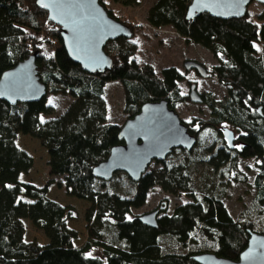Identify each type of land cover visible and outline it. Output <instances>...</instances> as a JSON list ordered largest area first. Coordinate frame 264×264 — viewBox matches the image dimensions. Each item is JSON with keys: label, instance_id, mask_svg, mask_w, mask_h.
<instances>
[{"label": "trees", "instance_id": "trees-1", "mask_svg": "<svg viewBox=\"0 0 264 264\" xmlns=\"http://www.w3.org/2000/svg\"><path fill=\"white\" fill-rule=\"evenodd\" d=\"M36 1L0 0V77L39 51L37 65L47 96H70L72 102L62 115L41 123L42 114L54 111L47 96L14 106L0 100V264H198L192 257L206 252L238 260L247 248L248 230H264L244 215L233 218L223 196L211 190L214 182L209 174H217L225 186L247 183L240 161L255 158V211L264 214V11L258 21L249 12L240 19L204 13L188 20L192 0H156L148 11V23L157 29L172 27L187 44L210 51L218 64L209 73L228 88V95L207 103L210 117L200 120L198 129L193 128L196 119L183 121L198 141L191 152L175 149L165 161L154 162L137 182L125 172L105 182L94 176L93 169L123 143L122 125L109 122L107 84H122L129 119L150 101L166 99L174 110L189 101L180 87L185 76L175 66L163 69L159 77L151 64L140 65L134 59V36L106 44L113 59L110 69L84 71L70 59L60 29ZM116 1L129 7L142 0ZM45 45H51L52 54L44 51ZM226 127L241 134L239 150H231L224 141ZM19 134L38 139L47 150L52 180L45 186L20 180L34 160L16 145ZM202 164L209 166L205 174L199 170ZM56 178L68 196L90 205L85 213L88 238L82 246L74 245L78 233L68 225L78 218L77 210L48 196ZM116 179L125 181L122 193L112 186ZM156 186L182 203L169 212L166 196L155 208L158 227L152 228L135 210L147 203ZM24 220L42 230L49 243L26 242ZM163 238L173 240L174 248L164 245Z\"/></svg>", "mask_w": 264, "mask_h": 264}, {"label": "water", "instance_id": "water-1", "mask_svg": "<svg viewBox=\"0 0 264 264\" xmlns=\"http://www.w3.org/2000/svg\"><path fill=\"white\" fill-rule=\"evenodd\" d=\"M52 3V0H43ZM103 0H56L52 7L39 8L48 13V21L60 29L67 53L72 61L79 64L88 73H103L113 65V59L105 51L109 41L119 38H132L133 29L126 23L110 15ZM252 2L264 7V0H239V14L236 0H192L187 11V19L191 20L204 13L223 20L240 19L247 15ZM220 13V14H218ZM39 51L27 59L6 70L0 77V100L14 106L18 103L42 101L48 93L46 84L41 81L37 58ZM184 68L196 70L202 78L208 75L206 66L196 60H187ZM191 86L189 94L193 103L202 104L203 98ZM224 137L230 148L234 147V131L223 129ZM119 140L123 143L112 148L107 160L93 169L95 177L110 181L118 172H125L137 182L157 161H165L175 150L191 152L197 144L176 110L170 108L166 99L150 101L141 107L139 113L129 118L122 125ZM159 211L140 215V221L152 228L158 227ZM247 248L238 260L219 257L206 252L193 256L198 264H264V233L248 230Z\"/></svg>", "mask_w": 264, "mask_h": 264}, {"label": "rangeland", "instance_id": "rangeland-1", "mask_svg": "<svg viewBox=\"0 0 264 264\" xmlns=\"http://www.w3.org/2000/svg\"><path fill=\"white\" fill-rule=\"evenodd\" d=\"M108 9H111L116 17L121 21H125L128 26L134 25V39L137 42V47L134 59L140 64H151L156 71L157 76H162L163 69L175 66L185 76V80L181 83V91L188 95L190 91L189 80H196L199 85V91L209 93L213 99L217 101L224 100L228 95V88L219 83L214 77L206 79L202 78L195 70L187 71L184 68V63L187 60H196L206 66L208 70H212L218 64V60L207 49L195 45L187 44L185 39L181 37L172 27H163L160 29L152 27L147 21L149 9L153 6L156 0H142L139 5L126 7L116 0H104ZM264 11L263 5L252 2L248 12L251 19L258 21L259 15ZM51 46V45H50ZM49 45L44 46V51L47 54H52V49ZM258 52L262 53L261 46H257ZM106 100L108 103L109 122L124 125L128 120L124 113L125 94L122 84L118 81H112L106 87ZM51 101V103H50ZM47 102L53 106L52 114H42L44 121L56 118L62 115L67 107L71 104L70 96H56L49 94ZM176 112L179 117L185 122H191L196 119L193 128L198 129V122L207 121L211 114V109L208 105L193 103L189 101L178 104ZM228 128V127H226ZM231 129V128H230ZM16 145L27 151L33 157V167L20 176V180L33 183L39 187L48 184L52 177L49 175V155L47 150L41 145L40 141L29 135L19 134L16 138ZM180 158L181 153L175 154ZM153 165V164H152ZM255 158L242 159L240 166L245 172L248 181L247 183H232L225 186L217 174L210 172L209 177L214 183L211 184V190L214 193H220L224 202L236 220H239L242 215L245 218H251L257 221L261 230H264V214L260 215L255 211V189L253 188L254 175L256 171ZM208 165H199L201 173L205 174L208 171ZM59 178L54 180V183L49 185L48 196L61 203L62 205L73 206L78 212V218L70 220L68 225L71 229L78 233V237L74 240L76 247L82 246L88 238L87 222L85 219L86 210L89 208V203L84 200L68 196L64 189L57 184ZM125 181L116 179L112 186H116L118 192L122 193V185ZM206 187V186H205ZM168 196L170 200V210L182 203V199L167 195L158 186L154 187L148 196L147 203L135 210L136 214L143 215L155 210L163 199ZM26 242H36L40 245L49 243L48 237L42 230L33 226L29 220H24ZM163 244L169 249H173V240L163 238Z\"/></svg>", "mask_w": 264, "mask_h": 264}, {"label": "flooded vegetation", "instance_id": "flooded-vegetation-1", "mask_svg": "<svg viewBox=\"0 0 264 264\" xmlns=\"http://www.w3.org/2000/svg\"><path fill=\"white\" fill-rule=\"evenodd\" d=\"M194 70V69H193ZM196 71V70H195ZM211 70H208V75L206 77V79H209V78H212L211 75H210V72ZM197 74H199L198 71H196ZM200 75V74H199ZM195 84L196 85V89L198 90V92L201 94L202 98H203V103L202 104H205V105H208L207 103L213 99V97L207 93V92H201L199 91V85L197 84V81L196 80H189V85H190V91H191V86ZM190 91L188 93V96L190 94ZM190 98V97H189ZM259 112H262V107L259 108ZM234 131V130H233ZM223 132V131H222ZM240 135L238 132L234 131V147H231V150H239L241 148V146H243V143L241 142V139H240ZM223 138H224V141L227 143L225 137H224V134H223ZM228 144V143H227ZM229 145V144H228Z\"/></svg>", "mask_w": 264, "mask_h": 264}, {"label": "snow or ice", "instance_id": "snow-or-ice-1", "mask_svg": "<svg viewBox=\"0 0 264 264\" xmlns=\"http://www.w3.org/2000/svg\"><path fill=\"white\" fill-rule=\"evenodd\" d=\"M38 2H40L42 7L50 8V7H52L53 3H56V0H52V3H44L43 0H38ZM245 2H246V0H245ZM238 3H239V0H236L237 11L229 13V14H237V15L239 14ZM218 14H220V13H218ZM133 43H135V41H133ZM50 103H51V101H50ZM43 122H44V119H43V117H41V123H43Z\"/></svg>", "mask_w": 264, "mask_h": 264}]
</instances>
